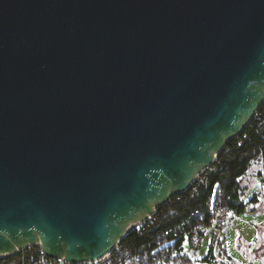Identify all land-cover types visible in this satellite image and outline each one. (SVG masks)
Segmentation results:
<instances>
[{
  "label": "water",
  "instance_id": "1",
  "mask_svg": "<svg viewBox=\"0 0 264 264\" xmlns=\"http://www.w3.org/2000/svg\"><path fill=\"white\" fill-rule=\"evenodd\" d=\"M263 102L264 0H0V258L104 256Z\"/></svg>",
  "mask_w": 264,
  "mask_h": 264
},
{
  "label": "built area",
  "instance_id": "2",
  "mask_svg": "<svg viewBox=\"0 0 264 264\" xmlns=\"http://www.w3.org/2000/svg\"><path fill=\"white\" fill-rule=\"evenodd\" d=\"M264 202V188L256 194V202L244 205V212L252 214L257 207ZM173 211L158 210L146 221L136 224L129 231L137 234H156L152 241L142 243L139 246L127 248L120 245V241L115 247L104 256L93 260L84 261L78 264H190L192 258L197 261L200 256V248L205 237L208 238V246L203 253L202 261L208 264H234L229 258L225 246V229L230 222L229 215L221 206H216L213 211V218L210 224L201 221L197 212L179 222L171 223L163 227V220L172 217ZM196 217V220H194ZM190 245V254L184 250V241ZM38 250H37V249ZM255 249L264 252V245H252L249 252ZM19 264H71L63 258H49L39 247L32 246L17 254Z\"/></svg>",
  "mask_w": 264,
  "mask_h": 264
},
{
  "label": "trees",
  "instance_id": "3",
  "mask_svg": "<svg viewBox=\"0 0 264 264\" xmlns=\"http://www.w3.org/2000/svg\"><path fill=\"white\" fill-rule=\"evenodd\" d=\"M257 161L264 164V102L244 132L227 142L212 166L198 176L186 192L172 197L166 205L158 208L173 211L171 221L163 220L158 231L186 219L194 212L199 214L202 222L210 224L216 206H221L230 218L232 214L243 213L244 205L255 203L256 194L264 188V179H261L249 202H243L247 188L242 178ZM155 235L149 232L139 235L132 230L120 240V245L132 248L147 240L152 241ZM0 264H19V256L0 258Z\"/></svg>",
  "mask_w": 264,
  "mask_h": 264
},
{
  "label": "rangeland",
  "instance_id": "4",
  "mask_svg": "<svg viewBox=\"0 0 264 264\" xmlns=\"http://www.w3.org/2000/svg\"><path fill=\"white\" fill-rule=\"evenodd\" d=\"M258 167L254 163L249 171L242 178L243 185L247 188L243 202H249L252 193L259 187L261 180L258 176ZM264 178V177H263ZM245 212L232 214L230 218L231 226L229 227L230 236L226 238L225 246L229 258L234 264H264L262 257L255 252L251 255L248 249L256 245L263 239L264 233V203L257 207L256 211L248 216ZM252 215H255L254 217ZM208 246V238L205 237L200 248V256L197 261L192 258L190 264H208L202 261L203 253ZM184 250L190 254V245L187 240L184 241ZM260 251V250H259Z\"/></svg>",
  "mask_w": 264,
  "mask_h": 264
},
{
  "label": "crops",
  "instance_id": "5",
  "mask_svg": "<svg viewBox=\"0 0 264 264\" xmlns=\"http://www.w3.org/2000/svg\"><path fill=\"white\" fill-rule=\"evenodd\" d=\"M255 164L257 165V167H258V169H259V171H258V176H259V180H261V179H264L263 177H264V164L262 163V162H259V161H257V162H255ZM264 203V202H263ZM262 203V204H263ZM262 204H260V205H262ZM259 205V206H260ZM258 206V207H259ZM256 245H258V246H262V245H264V233H263V239L262 240H260ZM255 252L256 253H258L261 257H263L264 256V252H262V251H259L258 249H255ZM248 253H249V255H250V257H251V255L254 253V251L252 252V253H250L249 252V249H248Z\"/></svg>",
  "mask_w": 264,
  "mask_h": 264
}]
</instances>
